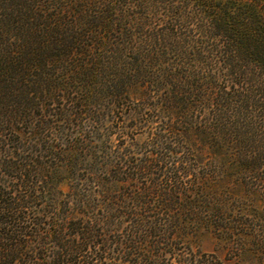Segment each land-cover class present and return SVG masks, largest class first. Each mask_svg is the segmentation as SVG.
<instances>
[{
    "label": "trees",
    "instance_id": "1",
    "mask_svg": "<svg viewBox=\"0 0 264 264\" xmlns=\"http://www.w3.org/2000/svg\"><path fill=\"white\" fill-rule=\"evenodd\" d=\"M0 264H264V0H0Z\"/></svg>",
    "mask_w": 264,
    "mask_h": 264
},
{
    "label": "rangeland",
    "instance_id": "2",
    "mask_svg": "<svg viewBox=\"0 0 264 264\" xmlns=\"http://www.w3.org/2000/svg\"><path fill=\"white\" fill-rule=\"evenodd\" d=\"M201 249L204 250V251H211L212 250V245L211 243L208 241H204L202 242L201 244Z\"/></svg>",
    "mask_w": 264,
    "mask_h": 264
}]
</instances>
